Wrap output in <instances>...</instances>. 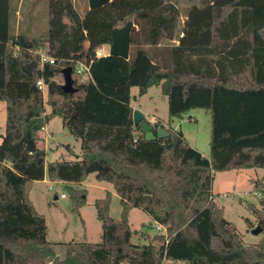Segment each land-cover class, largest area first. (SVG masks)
<instances>
[{"label":"trees","instance_id":"obj_1","mask_svg":"<svg viewBox=\"0 0 264 264\" xmlns=\"http://www.w3.org/2000/svg\"><path fill=\"white\" fill-rule=\"evenodd\" d=\"M86 2V80L69 59L40 64L35 52L49 37L7 29L1 53L0 264H264V235L245 244L211 192L214 172L264 169V0ZM182 7L187 11L179 30ZM105 46L108 53L97 55ZM67 66L73 93L61 89ZM152 85L167 97L168 126L153 123L168 130L165 139L145 140L132 122L131 88L141 96ZM195 108L210 116L209 157L170 126L172 118ZM54 116L80 141L75 160L47 161L37 146V133ZM91 173L119 196V219L109 214L106 191L94 201L99 242H49L45 218L29 197L33 183L45 176L63 183L72 211L79 213L86 195L79 185ZM133 208L165 233L146 235L148 244L132 243ZM248 208L264 231V211Z\"/></svg>","mask_w":264,"mask_h":264},{"label":"rangeland","instance_id":"obj_2","mask_svg":"<svg viewBox=\"0 0 264 264\" xmlns=\"http://www.w3.org/2000/svg\"><path fill=\"white\" fill-rule=\"evenodd\" d=\"M24 4L21 9V20L19 22V34H23L30 38L44 39L45 26L47 22V0H23ZM67 2V0H64ZM10 6L15 8L19 0H9ZM186 7H182L181 22L179 30L182 28ZM13 13V11H12ZM14 17L11 16V30L13 29ZM2 28V23L0 21ZM3 32V31H2ZM7 31L1 34L0 29V73H3L1 64L2 47L5 44ZM58 39V38H57ZM62 47L56 52H52L53 58L75 59L79 56H70L71 50L66 51ZM41 52L51 56V52L47 48L42 47ZM52 57V56H51ZM81 58V57H80ZM78 59L82 61V59ZM72 61V60H71ZM79 66L76 65L77 68ZM3 89V82L0 83V91ZM44 100H46V90L43 91ZM130 103L142 109L156 114L159 119L168 118L167 97L162 94L160 85H152L146 93L139 96L138 88L133 87L130 91ZM50 112V107L46 105V113ZM185 118L175 119L173 126L178 130H182L184 137L193 144H199V148L205 150L209 156V134H210V116L202 108H195L185 114ZM191 117L192 120L188 118ZM184 119V120H183ZM5 129V107L3 101H0V142L1 135ZM45 136H44V135ZM41 136V137H40ZM44 136V137H42ZM37 146L47 153V161L58 158L66 160H75V154L80 153V141L76 139L69 130L62 125L61 118L52 117L45 129L37 134ZM68 144L71 147L72 154H68L63 145ZM204 156V155H203ZM98 185H101L99 188ZM51 186V189L48 187ZM38 187V188H37ZM81 187L86 189L85 203L80 208L79 213L72 211V204L65 185L57 182L46 180L44 183L38 184L33 188L30 199L35 206L37 212L44 216L46 224V239L49 242H99L101 236V224L96 217L94 201L101 198L105 194V188L112 189V185L98 181L94 173L89 174L81 183ZM211 192L215 196V202L222 207L223 216L232 223L236 230L241 234L245 244H255L261 240L264 235L262 230L258 234L251 232L252 228L258 226L257 218L249 210L248 206L264 211V169L263 168H247L241 170H230L213 173L211 183ZM58 199H54V196ZM65 197L61 198L60 195ZM121 212L119 196L114 192L110 197L109 214L114 219H119ZM128 221L133 234L131 242L134 244H148L149 237L165 233L162 226L156 229L149 215L141 208H133L129 212ZM260 227V226H258ZM159 242L156 240L155 244ZM59 257H64L65 251L62 247L55 248ZM46 264H53L52 261H46Z\"/></svg>","mask_w":264,"mask_h":264},{"label":"crops","instance_id":"obj_3","mask_svg":"<svg viewBox=\"0 0 264 264\" xmlns=\"http://www.w3.org/2000/svg\"><path fill=\"white\" fill-rule=\"evenodd\" d=\"M23 4H24V1L19 0V3L15 6V8H12L10 6V3L9 4L4 3V2L0 3V21L2 23V28L0 26L1 34H3V32H6L8 27H9V33H12L15 35L19 34L18 30L20 29V26L18 24L21 20V9H22ZM86 8H87L86 0H67V2L64 0H47V7H46L47 22L45 26L46 28L45 33H43V35H45V37H49L48 38L49 40L45 42L43 47L47 48V50L51 52L52 57L55 56L52 53L53 51L56 52L60 50L62 47H64L66 48L65 49L66 51L68 50L72 51V53L69 54L70 56H79V58L81 57L80 59H82V61L78 60L79 58L69 59V60L74 61L76 65H78L79 63L84 64V55H85V51L88 46V42L86 39L85 31L82 29V26H81V18ZM11 16L14 17L12 30L10 28L11 27V22H10ZM41 48L39 49V51H41ZM100 51H101V54H107L108 47L105 46L102 49H100ZM62 59H65V58H62ZM3 79H4V72L3 73L1 72L0 73V83L3 82ZM130 106L133 109L140 110L149 122L154 123L155 121H161L165 127L168 126L167 123L169 121V116L168 118L161 120L154 113H150L149 111L142 109L136 105H132L131 103H130ZM4 107H5V104H4ZM185 116L186 115H184L182 118H185ZM175 119H180V118H172L170 126L173 129L178 130L177 128H175V126H173V122ZM188 119L192 120L191 117H189ZM44 129L45 127L42 130ZM180 131L182 132L184 136L183 131L181 129ZM187 142L189 143L190 146L195 148L202 155L209 157L208 154L205 153L204 149L199 148V144L197 145V144L190 143L189 140H187ZM46 180L48 179L45 176L43 180L35 181L32 185L31 191L29 193V197L31 195L33 188L35 189V186H37L38 184L44 183ZM81 183L79 186H81ZM98 186L99 188H101V185H98ZM106 191H109L111 193V196L115 192L113 190V187L112 189L105 188V192ZM56 199H58L57 196H56Z\"/></svg>","mask_w":264,"mask_h":264},{"label":"water","instance_id":"obj_4","mask_svg":"<svg viewBox=\"0 0 264 264\" xmlns=\"http://www.w3.org/2000/svg\"><path fill=\"white\" fill-rule=\"evenodd\" d=\"M33 68V64H29L26 67L27 73L30 74L31 70ZM72 67L67 66L62 70L63 73V83L61 85V89L64 93H73L76 91V88L73 87V79L71 76ZM132 122L133 125L137 126L140 133L143 134V137L145 140H154L156 138L158 139H165L169 132L167 129H165L162 126H157L156 128L153 126V123L149 122L144 114L138 110L133 109L132 112ZM11 201H14L13 194H10ZM54 199H56V196H54ZM262 231L261 227H255L251 229V232L253 234H258Z\"/></svg>","mask_w":264,"mask_h":264},{"label":"built area","instance_id":"obj_5","mask_svg":"<svg viewBox=\"0 0 264 264\" xmlns=\"http://www.w3.org/2000/svg\"><path fill=\"white\" fill-rule=\"evenodd\" d=\"M35 53H37L39 55V62L40 64L43 63H53L54 59L53 57L47 55V54H43L41 51H36ZM97 55H101V51L98 50L97 51ZM77 73L82 75V79L86 80L89 77V72H88V68L85 64L83 63H79V66L76 68ZM37 88L43 93L44 90H46L45 84L43 83L42 80H38L36 82ZM48 189H51V186L48 187ZM60 197L64 198L65 195L61 194ZM156 229L159 230L160 228H162V226L160 224H156Z\"/></svg>","mask_w":264,"mask_h":264}]
</instances>
